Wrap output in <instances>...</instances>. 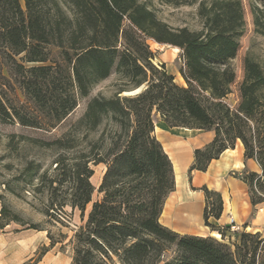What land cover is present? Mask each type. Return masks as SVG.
I'll return each mask as SVG.
<instances>
[{"label":"trees","instance_id":"1","mask_svg":"<svg viewBox=\"0 0 264 264\" xmlns=\"http://www.w3.org/2000/svg\"><path fill=\"white\" fill-rule=\"evenodd\" d=\"M198 13L203 28L195 31L171 27L141 0H0L1 122L55 128L94 85L113 73L119 77L113 96L88 101L83 115L73 122L74 138L46 142L60 148L82 147V140L103 125L115 127L108 134L103 129L73 158L59 159L57 175L48 181L47 215L70 206L84 217L92 203L73 236L71 264H264L260 232L242 230L233 233L237 239L224 240L230 228L215 222L223 212L219 191L201 188L206 199L204 223L221 239L180 234L159 219L175 188V174L154 135L155 113L170 127L214 132L210 142L195 149L190 175L206 171L240 140L245 158L255 159L262 170L245 169L240 177L249 187L252 205L264 202V68L253 57L243 59L236 104L226 100L237 79L231 62L244 31L243 2L201 1ZM252 13L256 30L264 35V10L253 7ZM149 39L180 48L186 85L178 84L165 64L154 63ZM4 86L15 92L16 100L7 96ZM140 87L144 88L135 95H122ZM99 163L106 170L97 189L101 196L93 200L92 165ZM39 179L43 185L46 173ZM36 187L42 189L41 184ZM1 203L0 228L12 222L25 224L6 202ZM54 245L52 240L50 246Z\"/></svg>","mask_w":264,"mask_h":264},{"label":"rangeland","instance_id":"2","mask_svg":"<svg viewBox=\"0 0 264 264\" xmlns=\"http://www.w3.org/2000/svg\"><path fill=\"white\" fill-rule=\"evenodd\" d=\"M21 1L23 3V0ZM141 1L171 27H187L198 31L203 28V21L198 13L200 2L210 0H173L172 3L165 0ZM242 2L245 10L244 31L239 38L238 54L231 62L236 70L237 79L232 86V93L226 99L233 106L237 102L238 88L243 79L244 57L247 55L253 57L264 68V35L256 30L252 13L253 7L264 10V0H242ZM262 19L264 20V17ZM148 43L155 53L154 63L165 64L167 71L175 76V81L180 85H186L180 72L183 66L180 48L158 43L152 39H149ZM3 73L9 77L6 70ZM0 83L3 84V80H0ZM119 84L118 75L113 73L94 85L90 94L81 98L75 110L55 128L37 129L23 126L17 121L12 123L0 121V209L1 202H6L10 209L25 220V224L12 222L0 228V264H23L30 262V259H39L37 264H71L73 236L85 223L92 203L87 205L84 217L78 208L70 206L64 208L63 212L49 216L45 213L50 184L48 181L57 175L56 166L59 159L73 158L79 149L86 148L91 142L96 141L103 129H106L108 134L110 130H115V127L111 123L103 125L98 131L90 133L82 140V147L60 148L56 144L47 145L46 142L57 138L69 140L74 138L73 122L83 115L88 101L94 96H113L119 89ZM3 89L11 100H16V94L11 88L4 86ZM16 91L20 100L24 101L20 91L18 89ZM34 139L40 140V143ZM30 163L33 164V169L29 171L27 166ZM92 168L94 175L91 181L96 188L93 200H96L101 196L97 189L106 165L99 163L92 165ZM43 173H46L47 180L42 185L39 175ZM40 184L42 189L37 190L36 186ZM256 211L253 210L250 219L255 216ZM30 225H36L38 228H31ZM239 225L247 232L253 230V228L245 229L244 224ZM262 225L264 227V223ZM212 236L221 239V235ZM235 239L237 237L231 231L226 232L225 241ZM52 240L55 242L54 246H50ZM46 247L49 250L43 253ZM170 255L171 251L167 253V256Z\"/></svg>","mask_w":264,"mask_h":264},{"label":"crops","instance_id":"3","mask_svg":"<svg viewBox=\"0 0 264 264\" xmlns=\"http://www.w3.org/2000/svg\"><path fill=\"white\" fill-rule=\"evenodd\" d=\"M154 123V135L171 159L175 174V188L165 200L160 222L180 234L216 236L219 232L204 223L206 199L201 188L207 186L219 191L224 202L216 224L228 226L231 215L238 224H244L245 229L253 228L251 232L264 236V202L252 205L249 187L240 177L245 169L257 173L262 170L255 159L245 158L242 142L238 140L235 148L227 149L214 159L206 171H193L190 175L195 149L210 142L214 132L170 127L159 113L154 114ZM254 209L257 211L250 219Z\"/></svg>","mask_w":264,"mask_h":264},{"label":"built area","instance_id":"4","mask_svg":"<svg viewBox=\"0 0 264 264\" xmlns=\"http://www.w3.org/2000/svg\"><path fill=\"white\" fill-rule=\"evenodd\" d=\"M229 231L232 233H237L242 230L241 226L236 222L235 218L233 216H229Z\"/></svg>","mask_w":264,"mask_h":264},{"label":"water","instance_id":"5","mask_svg":"<svg viewBox=\"0 0 264 264\" xmlns=\"http://www.w3.org/2000/svg\"><path fill=\"white\" fill-rule=\"evenodd\" d=\"M141 90H142V88L140 87V88H137V89L132 90V91L123 92L122 95H135V94L139 93ZM228 226H229V224H228Z\"/></svg>","mask_w":264,"mask_h":264},{"label":"bare ground","instance_id":"6","mask_svg":"<svg viewBox=\"0 0 264 264\" xmlns=\"http://www.w3.org/2000/svg\"><path fill=\"white\" fill-rule=\"evenodd\" d=\"M176 48H177V47H176ZM216 235H217V236H220V234H219V233H217Z\"/></svg>","mask_w":264,"mask_h":264}]
</instances>
